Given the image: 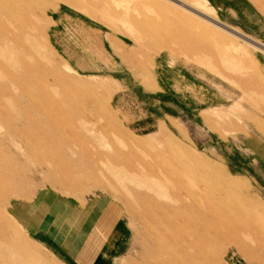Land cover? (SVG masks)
<instances>
[{
    "label": "rangeland",
    "instance_id": "374dc122",
    "mask_svg": "<svg viewBox=\"0 0 264 264\" xmlns=\"http://www.w3.org/2000/svg\"><path fill=\"white\" fill-rule=\"evenodd\" d=\"M174 1L0 0V264H68L41 190L116 202L109 264H264V27Z\"/></svg>",
    "mask_w": 264,
    "mask_h": 264
},
{
    "label": "crops",
    "instance_id": "0c3cea01",
    "mask_svg": "<svg viewBox=\"0 0 264 264\" xmlns=\"http://www.w3.org/2000/svg\"><path fill=\"white\" fill-rule=\"evenodd\" d=\"M206 2L217 18L227 25L236 24L253 37L258 36L257 31L262 32L264 0ZM221 27L227 30L222 24ZM114 52H117L116 48ZM117 55L125 60L124 55ZM108 90L112 92L113 88L108 87ZM164 127L160 124L156 133L163 132ZM175 127L181 132L177 125ZM11 213L14 215L12 209ZM16 216L37 245L46 250L49 247L68 264H109L122 248L127 231L119 206L105 196L74 202L54 191L41 190L36 194L35 201L28 208L23 204ZM53 257L60 261L56 255Z\"/></svg>",
    "mask_w": 264,
    "mask_h": 264
},
{
    "label": "bare ground",
    "instance_id": "6f19581e",
    "mask_svg": "<svg viewBox=\"0 0 264 264\" xmlns=\"http://www.w3.org/2000/svg\"><path fill=\"white\" fill-rule=\"evenodd\" d=\"M4 8H5V6H4ZM215 23H216V25L218 26V28L219 27H221V24H220V22L219 21H216V20H213ZM106 92V91H105ZM159 166V165H158ZM115 167H117V166H115ZM157 180V179H156ZM192 216V215H191ZM187 220V219H186ZM231 262V261H230Z\"/></svg>",
    "mask_w": 264,
    "mask_h": 264
},
{
    "label": "water",
    "instance_id": "95a60500",
    "mask_svg": "<svg viewBox=\"0 0 264 264\" xmlns=\"http://www.w3.org/2000/svg\"><path fill=\"white\" fill-rule=\"evenodd\" d=\"M172 1H174V0H172ZM175 2V1H174Z\"/></svg>",
    "mask_w": 264,
    "mask_h": 264
}]
</instances>
